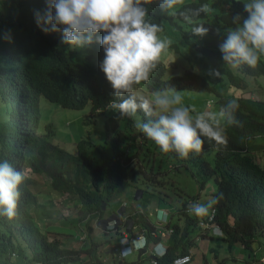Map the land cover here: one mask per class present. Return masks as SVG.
Wrapping results in <instances>:
<instances>
[{"label": "clouds", "instance_id": "1", "mask_svg": "<svg viewBox=\"0 0 264 264\" xmlns=\"http://www.w3.org/2000/svg\"><path fill=\"white\" fill-rule=\"evenodd\" d=\"M243 3L235 69L264 63ZM194 4L0 0V264H264V114L241 104L264 80L209 82L222 27Z\"/></svg>", "mask_w": 264, "mask_h": 264}, {"label": "trees", "instance_id": "2", "mask_svg": "<svg viewBox=\"0 0 264 264\" xmlns=\"http://www.w3.org/2000/svg\"><path fill=\"white\" fill-rule=\"evenodd\" d=\"M195 4L193 6L194 9L199 8L202 5H207L209 10L215 14H217V18L214 19V25H219L222 27L221 36L218 41V45H214V47H210L212 51H208L205 49L201 54L200 58L208 63V67L210 70L212 83L216 81L220 86L223 84H229L233 82L235 88H240L248 85V78L251 77L253 79H257L261 77L264 80V63L260 59L256 65V67H250L246 64H242L239 68H232L230 65L225 64L222 59V53L219 50V46L224 42L227 37V31L235 29L238 25L233 23V17L239 15L241 17L240 23L242 24L243 20L248 17V13L245 11L244 3L240 0H194ZM231 11L230 21L228 18V14L226 12ZM191 21H196L195 27L202 25L200 21L205 20L200 14L195 15L193 19L189 18ZM205 28L210 30V25L206 23L203 25ZM3 32L0 31V35ZM186 36L181 33L179 29L175 30L174 39L170 47L173 48L174 51H179V44L183 45L185 48L188 46L185 44ZM169 47V48H170ZM213 70L218 71L221 75L220 77H216L213 74ZM238 73H237V71ZM170 82L173 83H182L185 85H191V79L188 75H183L180 81H173L169 79ZM241 104L247 108L253 109L260 114H264V104L260 102L250 101L248 98H244L241 101ZM96 152V148L94 146V155Z\"/></svg>", "mask_w": 264, "mask_h": 264}, {"label": "rangeland", "instance_id": "3", "mask_svg": "<svg viewBox=\"0 0 264 264\" xmlns=\"http://www.w3.org/2000/svg\"><path fill=\"white\" fill-rule=\"evenodd\" d=\"M242 1L250 2V0H242ZM189 63L192 64V67H193V68H197V65L192 61V59H190L189 61H188V60H182V61L180 62V65H189ZM261 92H262V91H257L258 94H260ZM259 96H260L261 98H264V93H261ZM201 246H202V243H200L199 248H200ZM194 251H196V249H194Z\"/></svg>", "mask_w": 264, "mask_h": 264}]
</instances>
